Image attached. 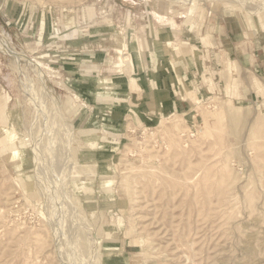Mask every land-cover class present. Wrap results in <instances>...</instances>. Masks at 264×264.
<instances>
[{
  "label": "rangeland",
  "instance_id": "1",
  "mask_svg": "<svg viewBox=\"0 0 264 264\" xmlns=\"http://www.w3.org/2000/svg\"><path fill=\"white\" fill-rule=\"evenodd\" d=\"M228 18L264 0H0V264H264V99L198 67L158 110L136 70Z\"/></svg>",
  "mask_w": 264,
  "mask_h": 264
},
{
  "label": "crops",
  "instance_id": "2",
  "mask_svg": "<svg viewBox=\"0 0 264 264\" xmlns=\"http://www.w3.org/2000/svg\"><path fill=\"white\" fill-rule=\"evenodd\" d=\"M243 21L239 18L218 20L216 25L211 24V27H207L199 34L196 30L189 28V37H184L183 47L177 51L180 54V56L176 55V62L179 65L173 66L172 72L168 68L165 71L164 66L167 63L162 59L165 54L161 53L165 45L173 44L172 34L164 33V36H161L164 40L156 41L151 47L156 57H161L157 60L155 71L145 69V54L139 47L143 70L139 65L136 70L139 76L144 75L147 79V82L145 81L142 85L148 93L145 96L146 103L155 104V108L159 110L160 93L164 90L166 86L164 81H166L169 97L173 102L171 106L180 104L182 113H193L196 105L195 96L199 95L191 77L197 73L198 67L210 73L211 79L213 77L218 88L225 89L231 86V93L235 100L239 102L263 100L264 34H253L248 24ZM158 43H160L161 51H159ZM145 56L148 59L147 55ZM184 82L190 83V87L182 95V92L178 91H181ZM153 98L154 101L151 102ZM122 109L127 110V108Z\"/></svg>",
  "mask_w": 264,
  "mask_h": 264
},
{
  "label": "bare ground",
  "instance_id": "3",
  "mask_svg": "<svg viewBox=\"0 0 264 264\" xmlns=\"http://www.w3.org/2000/svg\"><path fill=\"white\" fill-rule=\"evenodd\" d=\"M121 90V89H120Z\"/></svg>",
  "mask_w": 264,
  "mask_h": 264
}]
</instances>
